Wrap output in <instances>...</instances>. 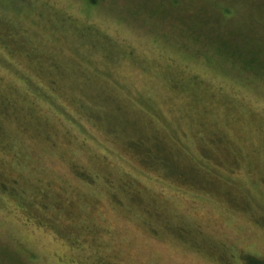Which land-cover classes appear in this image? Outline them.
Here are the masks:
<instances>
[{"label": "rangeland", "instance_id": "obj_1", "mask_svg": "<svg viewBox=\"0 0 264 264\" xmlns=\"http://www.w3.org/2000/svg\"><path fill=\"white\" fill-rule=\"evenodd\" d=\"M212 32L264 58V0H0V86L11 83L43 117L1 122L0 176L20 177L25 201L0 192V264L264 259V82L223 70L215 58L232 56L209 47ZM43 63L78 90L37 83L50 74L37 73ZM90 110L131 118L133 133L171 132L193 150L197 133L219 132L228 161L196 184L175 179ZM127 177L151 214L114 203L109 185L123 194Z\"/></svg>", "mask_w": 264, "mask_h": 264}, {"label": "trees", "instance_id": "obj_2", "mask_svg": "<svg viewBox=\"0 0 264 264\" xmlns=\"http://www.w3.org/2000/svg\"><path fill=\"white\" fill-rule=\"evenodd\" d=\"M186 16L187 15L181 13L179 15V17ZM182 19L183 18H181V20ZM195 19L199 20L201 18L196 17ZM201 21L205 24L211 23L208 17L205 20L201 19ZM212 28L215 29V27L213 26ZM212 33L213 34L209 33L210 35L207 34L208 36L206 38L211 40V44L209 45V47L211 46L212 49L216 47L217 51H220L223 46L226 47V49L229 47L227 49V53H231L230 56H232V58H227L226 54L220 52L226 58H215L216 60H220L219 62L223 70L232 69L241 77L248 72L249 80H251L252 82H254L255 80L264 82V58L259 57L261 53L259 50H257L256 52L250 51L249 47L247 48L245 46L242 49L244 51L243 52L240 48H237L239 45L238 42L236 45L225 46L227 44V41L222 39L223 34H219V32ZM233 56H239L241 58H234ZM213 59L214 58H209L208 60ZM35 68L37 69V73H39L38 69L42 73H50L52 75L53 71H55V69H53L52 67L44 68V63L42 66L35 65ZM49 69L52 71H49ZM50 74L47 75L46 78L39 75L40 78L37 80V83L46 85L45 81H49L50 84H52L55 88L60 89L63 93H71L78 90V88L74 86V84L69 83V81L66 80V77L62 76V78H60L59 76V79L55 75L50 76ZM51 77L55 78L51 79ZM10 85L7 84L4 86H0V136L3 135L4 128L1 123L3 122V120L12 118L17 123L29 124V121L31 120L33 121L38 118L37 120L41 122L43 119V117H41L39 114H36L37 112H39L36 107L33 108L31 106H26L22 101H20V96L15 90L17 88H14L12 87V85ZM9 91L12 95H9ZM27 91L29 94L32 92L31 89H27ZM14 94H16L18 97ZM21 102L23 103L25 108H23ZM104 102L105 104L109 103L107 98L104 100ZM87 113H91L93 119L99 121L101 125L106 126L107 124V129L113 131L112 133L119 136L126 135V149L133 151L137 158L142 163L144 162L147 167H159L170 177H174L175 179L182 181L188 180L192 185L196 184L195 178L198 177V179H200V176L196 175L197 173L200 174V171H205V173L208 174L215 168L222 167L220 164L221 162L228 161L229 155L226 153V151L215 146V143L223 141V136L220 135L219 132L213 131L208 135L197 133V146L196 149L193 150L188 148L187 144H185L183 139L179 136L171 134V132L168 133V136L166 132L163 133L162 131L164 130L161 129H157L158 131L156 130L151 133H146L136 132L137 128H135V132H131L129 126L135 125L133 124L135 121L131 118L111 117L95 110L87 111ZM146 113L145 116L147 115ZM46 121L47 120H45V125ZM222 153L224 154V157H221ZM232 164H234L233 168L238 166L236 162ZM225 167H229V165L225 164ZM74 171L78 175V178L80 177L82 180H86L88 183L97 181L96 178H90V176H88L81 168H76L74 169ZM5 176L6 178H1L0 176V192L3 191V193L15 195L19 200L20 206L24 207V196L22 195L21 191H19L18 193L16 191L18 190L17 186L20 183V177H15L14 174L12 176L6 174ZM130 180L132 179H129L128 177L123 180L122 187L125 190L123 194L122 192H118L117 188H114L115 186L109 183L111 184L109 185L110 191H113L111 193V196L114 203L117 205L133 206V208L137 209L141 214L146 212H150L151 214L153 212V210H151L152 205L145 201L143 194H141V191L136 190L134 188V183L132 182L133 180ZM41 205L42 207H44L43 209H47L48 207L47 203H41ZM38 207L41 208L39 202L35 201V208ZM29 209L31 210V208ZM33 217L35 218V216ZM243 260L246 264H264V259L249 254L244 255Z\"/></svg>", "mask_w": 264, "mask_h": 264}]
</instances>
